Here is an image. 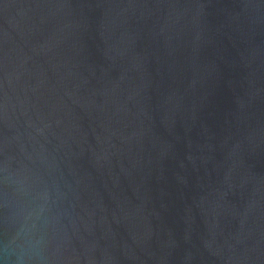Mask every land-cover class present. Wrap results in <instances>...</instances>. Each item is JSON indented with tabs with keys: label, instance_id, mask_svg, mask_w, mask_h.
<instances>
[{
	"label": "water",
	"instance_id": "obj_1",
	"mask_svg": "<svg viewBox=\"0 0 264 264\" xmlns=\"http://www.w3.org/2000/svg\"><path fill=\"white\" fill-rule=\"evenodd\" d=\"M0 264H264V0H0Z\"/></svg>",
	"mask_w": 264,
	"mask_h": 264
}]
</instances>
